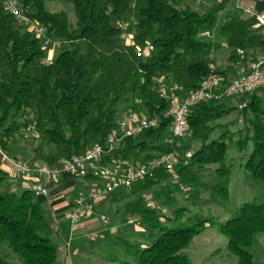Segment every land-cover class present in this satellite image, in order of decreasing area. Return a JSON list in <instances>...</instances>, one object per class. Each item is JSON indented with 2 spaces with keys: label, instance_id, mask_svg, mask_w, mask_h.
Returning a JSON list of instances; mask_svg holds the SVG:
<instances>
[{
  "label": "trees",
  "instance_id": "1",
  "mask_svg": "<svg viewBox=\"0 0 264 264\" xmlns=\"http://www.w3.org/2000/svg\"><path fill=\"white\" fill-rule=\"evenodd\" d=\"M22 1L32 9L30 17L44 24L49 35L66 42L44 62L45 50L39 40L0 3V142L6 147V135L15 140L25 122L35 121L38 143L30 159L50 164L92 143L104 144L118 112L135 97L141 99L148 116H157V125L125 137L101 162L107 164L117 157L142 162L172 149L164 141L170 118L164 114L166 103L156 92L153 76H164L166 83H176L187 91L198 87L208 74L216 49L228 52L230 64L215 69L228 77L227 70L233 72L239 60L237 48L245 50L244 61L251 50H264V35L254 26L255 15L242 14V10L224 16L218 27L221 42L200 39L201 33L215 28L226 0H214L205 11L180 0H69L72 22L65 9L47 10L44 0ZM123 20L132 32L129 44L117 26ZM147 42L153 49L137 55L136 47ZM238 96L243 103L239 113L243 134L239 129V137L229 141L244 151L242 166L248 175L264 183V83ZM223 101L202 100L190 111L188 135L199 145L191 147L187 141L176 146L182 154L188 149L191 154L180 157L174 181H168V171L159 169L128 186L132 192H149L157 201L151 207L138 197L125 204V210L156 230L144 245L125 241L135 264H193L184 249L205 224H216L226 236L225 249L237 257L236 264H257L247 248L256 241L257 233L264 234V202L244 201L221 222L200 216L191 225L178 222L184 207L176 206L174 191L182 187L189 191L203 187L211 202H228L227 175L232 165L224 160L229 136L225 130L220 138L209 140L211 122L230 110ZM18 115L22 120L15 118ZM208 163L217 164V181L211 183L199 179L200 167ZM7 176L0 166V264L12 260L15 264H59V229L30 191L2 188ZM116 194L108 196L115 198ZM164 206L172 208L173 216L165 215ZM164 219L175 223L163 224ZM63 261L66 264L65 255Z\"/></svg>",
  "mask_w": 264,
  "mask_h": 264
},
{
  "label": "rangeland",
  "instance_id": "2",
  "mask_svg": "<svg viewBox=\"0 0 264 264\" xmlns=\"http://www.w3.org/2000/svg\"><path fill=\"white\" fill-rule=\"evenodd\" d=\"M180 1L187 3L193 9L205 11L212 5L214 0ZM251 4H253L251 0H226L224 8L217 16L215 28L211 31V34L201 33L199 35L200 39H212L221 42L223 38L218 35V27L224 20V16L239 10H242V14H249L245 9L250 7ZM44 6L49 11L65 9L68 13L69 21L72 22L74 20L72 5L69 0H44ZM58 49L56 48L51 52V58L58 52ZM227 53L224 48H218L211 53V56L215 58L213 63L215 69H220V67L223 68L230 64L227 59ZM239 97L237 95L223 101L230 110L225 115L211 122V125L214 126L209 136V140L215 139L225 130V135L229 136L225 138L228 148L224 160L226 164L231 163L232 165L227 175V188L230 194L228 202L226 204L211 202L208 200V191L203 187H199L195 191H189L186 186L175 190L176 206L184 207L183 214L178 220L180 223L191 225L195 216L211 217L216 222H221L232 216L236 207L244 201L264 202V183L253 180L248 175L242 166L244 151L237 150L233 143L230 142L231 138L237 139L239 137V129L243 127L239 114L243 103L239 102ZM120 113L121 111L118 112L117 117ZM26 116L30 118L29 115ZM15 118L22 120L19 115ZM20 131L21 128L14 135L15 140L8 135L5 136L6 147L9 152L11 151L17 157L22 155L21 157L27 160L30 159L33 147L38 143V136L23 138ZM242 134L243 130L241 129ZM187 141H190L191 147L199 145L198 141L190 140L189 135L181 140V144L185 145L188 143ZM50 148L49 146L48 149L50 150ZM188 151L191 152L190 149ZM181 156L184 157V154L181 153ZM216 165L215 163H208L200 167L199 179L207 183L217 181V176L215 175ZM175 173H169L171 178L168 181L176 179ZM84 179L86 180V185L82 186L81 190L82 192H87L92 180L89 178ZM2 188L11 189L6 181L2 183ZM14 190L19 192L21 188L17 185ZM116 192L118 194H116L115 198L106 196L100 199L90 215L81 218L75 223L70 221L68 214L64 211H57L54 214L56 217H53L52 222L54 226L59 224V236L56 239L61 244V249L58 253L59 264L64 260V255L66 264H124V261L125 264H135L131 255L126 251L125 241L128 244L144 245L154 238L156 230L151 228L146 222L137 220V214L125 210V204L136 200L138 197H142L145 203L154 205H156L157 201L149 192H132L128 189V186H122ZM163 209L166 216H173L172 208L164 206ZM102 214L109 217L108 223H102L100 219ZM128 218L133 219V221L128 222ZM161 221L166 225L175 223L173 220L164 219ZM225 245L226 236L218 231L216 224H205L203 230L192 237L184 251L189 255L193 264H236L237 257L228 252L225 249ZM247 249L257 264H264V234L257 233L256 241ZM11 264H15V261L12 260Z\"/></svg>",
  "mask_w": 264,
  "mask_h": 264
},
{
  "label": "built area",
  "instance_id": "3",
  "mask_svg": "<svg viewBox=\"0 0 264 264\" xmlns=\"http://www.w3.org/2000/svg\"><path fill=\"white\" fill-rule=\"evenodd\" d=\"M3 8L12 15L26 30L30 31L45 50L44 62H49L51 52L61 48L65 40L48 34L44 24L30 17L32 10L22 0H0ZM254 14V26L260 27L264 35V10L256 12L253 5L245 9ZM121 29V38L127 44L132 41V32L128 29V21L117 22ZM205 33H210L206 31ZM211 34V33H210ZM225 46V42H222ZM153 49L149 42L136 47L137 55L148 54ZM239 60L234 66L231 76L215 70L213 66L202 79L199 86L185 91L176 83H166L164 76H153L156 92L166 103L164 114L170 118V131L164 141L172 145V149L148 157L140 162L129 158H114L110 163H102L101 159L116 148L121 141L147 127L157 125V116H148L140 98L135 97L128 106L123 108L116 120L115 126L109 131L105 143H92L88 148L69 156H64L50 164L41 159H25L9 153L0 142V166H6L17 178L22 189L32 194L48 195L49 183H56L64 176L89 178L92 184L87 192H80L74 196L68 217L72 223L93 212L94 206L108 194L129 186L132 182L142 180L146 175L159 169L175 173L176 165L181 157L176 148L181 140L188 135L187 118L194 106L202 100L223 101L256 88L264 83V50H251L244 61L245 50L236 49ZM38 129L35 121L25 122L22 127V137L37 136ZM190 151L184 152V157L190 156ZM151 207L155 205L149 203ZM164 212V209L162 208ZM102 223H108L109 217L102 214ZM128 222L133 219L128 218Z\"/></svg>",
  "mask_w": 264,
  "mask_h": 264
},
{
  "label": "crops",
  "instance_id": "4",
  "mask_svg": "<svg viewBox=\"0 0 264 264\" xmlns=\"http://www.w3.org/2000/svg\"><path fill=\"white\" fill-rule=\"evenodd\" d=\"M223 68L220 67V69H223ZM227 73L231 76L233 74L232 69H228ZM9 153H11V151ZM11 154L14 156H17L13 153ZM21 158H24V157H21ZM2 168L8 173V176L7 178H5L4 181L7 182L8 186L11 188L10 190L15 191L14 189L16 188V186L17 185L19 186L17 178L13 175V173L9 170L8 167L2 166ZM85 181L86 180L82 177L77 178V177L64 176L58 182L50 184L48 188L47 196H42L38 194H33V195L36 200L40 201L41 205L43 206L45 210L47 217H49L52 220L53 217H56L54 216V214L57 211H64L66 214H68V211L72 203L71 200H73L75 195L82 192L81 188L82 186L86 185ZM55 227L59 229V224H56ZM62 262L64 261L62 260Z\"/></svg>",
  "mask_w": 264,
  "mask_h": 264
},
{
  "label": "water",
  "instance_id": "5",
  "mask_svg": "<svg viewBox=\"0 0 264 264\" xmlns=\"http://www.w3.org/2000/svg\"><path fill=\"white\" fill-rule=\"evenodd\" d=\"M253 2V9L256 12H261L264 10V0H251ZM263 43H264V37H263Z\"/></svg>",
  "mask_w": 264,
  "mask_h": 264
}]
</instances>
